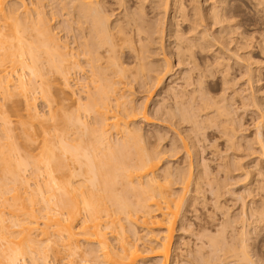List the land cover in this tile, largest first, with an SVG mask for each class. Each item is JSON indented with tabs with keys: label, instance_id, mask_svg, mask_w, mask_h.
<instances>
[{
	"label": "bare ground",
	"instance_id": "bare-ground-1",
	"mask_svg": "<svg viewBox=\"0 0 264 264\" xmlns=\"http://www.w3.org/2000/svg\"><path fill=\"white\" fill-rule=\"evenodd\" d=\"M193 1L191 29L203 25L198 38L210 43L207 31L226 19L225 5L221 9L213 5L205 15ZM131 2L0 0V264H137L142 251L129 243L122 215L133 224L138 212L143 223L167 228L153 248L162 259L153 264H170L172 231L186 193L175 198L168 183L172 177L193 174L170 168L157 172L161 152L147 147L145 134L135 124L136 118L149 119L147 111L129 109L127 86L120 85L133 74L125 62L132 58L130 51H136H125L124 43L132 42L133 33H141V22L129 12L133 5L140 13L146 12V2L153 10L169 11L171 33L173 25L178 29L190 17L183 0ZM55 8L68 14L67 28L54 19ZM58 30H65L72 41ZM194 47L188 44L177 53L171 47V56L179 63L190 60L198 65ZM137 52L134 57L140 58ZM165 63L167 72L177 70L171 58ZM77 69L95 84L85 101L79 99L70 108ZM248 71L252 76L256 69L249 64ZM222 73L229 83L227 69ZM37 94L49 107L46 117L37 109ZM184 109L180 118L169 113L176 117L175 123L192 118ZM199 109L215 120L209 99ZM222 122L223 133L237 134L228 121ZM112 130L124 133L117 143L109 140ZM232 154L237 158V152ZM27 170L41 179L31 192ZM201 178L199 171L183 183L188 188L193 185L191 191L197 193L203 187ZM114 232L119 245L110 238ZM81 239L90 246H82ZM223 242L219 237L211 239L213 250L222 251L221 261L243 264L246 259L247 264H256L246 250L242 230L231 244L224 247ZM230 248L240 258L229 260Z\"/></svg>",
	"mask_w": 264,
	"mask_h": 264
},
{
	"label": "rangeland",
	"instance_id": "rangeland-1",
	"mask_svg": "<svg viewBox=\"0 0 264 264\" xmlns=\"http://www.w3.org/2000/svg\"><path fill=\"white\" fill-rule=\"evenodd\" d=\"M183 1L190 19L183 21L178 29L173 25L172 33L169 11L165 14L163 8L153 10L148 2L145 13H140L134 5L129 9L142 23L141 33H133L132 42L124 43L125 51L133 48L136 51H130L132 58L125 62L133 74L120 85L127 86L129 109L143 108L147 111L149 121L136 118L135 124L145 134L147 147L161 152L157 172L163 173L170 168L193 174L192 177H172L168 183L175 198L186 193V202L180 207L172 231L170 264H226L218 257L222 251L217 254L213 250L211 239H224L226 247L240 230L246 238L249 257L256 264H264V0H226V3H223L224 0L193 1V5H198L205 15L213 5L220 9L225 5L226 19L207 31L210 43L198 38L203 25L191 29L194 24L191 21L194 19L193 6L191 0ZM55 10L58 12L54 19L60 20L61 26L67 28L68 14L57 8ZM203 23L206 24V21ZM229 24H233L234 28ZM214 29L218 32L215 33ZM58 32L69 42L72 41L65 30ZM192 43L198 65L190 60L179 63L177 57L171 56V47L177 53L180 48ZM256 45H261L263 49ZM137 50L140 58L134 57ZM249 54L250 59L247 57ZM169 58L177 68L173 72L165 70V59ZM249 64L256 69L252 76L248 71ZM226 69L229 83H226L222 73ZM73 75L76 93L70 108L79 99L85 101L95 84L81 69ZM238 90L240 94L236 95ZM37 95V109L42 117H46L49 107ZM205 99L213 103L210 115L215 120L207 119L206 114L200 112L199 105ZM111 106H116L114 97ZM184 108L190 111L192 118L175 123L176 117H171L169 113L173 112L180 118L181 109L186 111ZM223 119L234 130L237 129L236 135L230 133L228 136L222 132ZM108 135L111 142L117 143L124 133L112 130ZM233 152L238 153L237 158L233 157ZM228 154L231 156L227 157ZM199 171L203 187L195 193L191 191L193 185L188 188L183 181L193 179ZM26 176L29 179L27 189L31 192L41 179L30 176V170L26 171ZM122 217L129 243L137 244L142 251V258L137 264L160 262L162 256L153 248L161 242L167 228L143 223L141 212L134 215L136 222L133 224L128 223L125 215ZM76 226L79 231V223ZM110 238H115L119 245L115 232ZM81 244L90 246L83 239ZM229 254L232 255L229 257L231 261L240 258L234 255L233 248H230ZM242 262L247 264L246 259Z\"/></svg>",
	"mask_w": 264,
	"mask_h": 264
}]
</instances>
